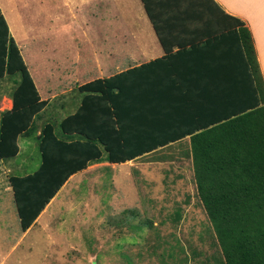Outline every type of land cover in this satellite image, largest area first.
Returning a JSON list of instances; mask_svg holds the SVG:
<instances>
[{"label": "trees", "instance_id": "1", "mask_svg": "<svg viewBox=\"0 0 264 264\" xmlns=\"http://www.w3.org/2000/svg\"><path fill=\"white\" fill-rule=\"evenodd\" d=\"M143 1L166 50L172 52L155 7ZM179 3L172 11L182 22L218 25L216 33H204L207 39L195 38L193 45L216 47L217 38L222 42L227 36L220 35L233 28L238 35V47L229 44L234 56L218 63L211 86L201 87L188 106L176 104L168 110L156 104L149 86L140 85L148 67H177L171 59L175 55H167L80 85L86 93L80 107L61 120L48 113L51 101L41 97L0 6V78L20 74L12 91L13 107L0 111V158L16 157L21 138L35 136L41 151L37 170L9 176L23 231L70 176L89 163L126 162L190 135L197 193L217 235L221 264H264V75L254 39L245 21L226 13L216 0ZM176 57L181 64L184 56Z\"/></svg>", "mask_w": 264, "mask_h": 264}, {"label": "rangeland", "instance_id": "2", "mask_svg": "<svg viewBox=\"0 0 264 264\" xmlns=\"http://www.w3.org/2000/svg\"><path fill=\"white\" fill-rule=\"evenodd\" d=\"M55 1H37L38 6L31 1L33 9L39 7L46 11L43 19L49 28L52 24L53 28L62 24ZM5 2L10 6L12 0ZM88 2L81 4L85 6L84 15L89 12ZM80 3L81 0H74L75 5ZM16 8L23 11L26 7L19 0ZM14 17L16 21L11 25L25 53L26 15L18 12ZM90 20L84 16L77 19V23ZM68 23L76 26L73 20ZM91 23L95 25L89 30L91 36L103 40L101 36L109 35L110 41L119 43L120 49L125 32L118 30L114 35L105 23L96 19ZM76 30L82 35L87 33L88 26L81 31L76 26ZM52 38L46 36L50 47ZM59 42L64 44L61 47L57 44L55 61L65 52V65H70L68 62L76 56L73 41L61 38ZM40 45L37 43L36 48L40 49ZM97 45L106 47L104 42ZM84 48L95 56L96 46L83 43L81 50ZM45 62L49 71L36 75L44 94V86L48 84L46 77L56 66L55 62L47 64L48 58ZM19 79V73L1 78L0 92L12 90ZM29 141L20 156L0 160V264H221L223 256L216 242L217 235L197 193L192 156L175 157L173 148L172 156L168 150H163L158 159L149 155V159L105 165L72 177L44 209L34 228L22 238L21 219L9 174L22 172L19 164H26L28 172H34L39 166V141L35 136Z\"/></svg>", "mask_w": 264, "mask_h": 264}, {"label": "crops", "instance_id": "3", "mask_svg": "<svg viewBox=\"0 0 264 264\" xmlns=\"http://www.w3.org/2000/svg\"><path fill=\"white\" fill-rule=\"evenodd\" d=\"M1 1L4 5L3 6L0 2L2 11L5 17L11 15L10 18L12 23L16 21L13 16L15 14L17 15L18 12H24L26 15V24L24 28L25 33L23 39L26 45L25 53L22 50L20 39L13 31L11 22L8 17L6 19L12 35L15 37L20 46L21 53L34 78L41 97L51 101L47 107V109H50L48 113L57 116L58 120L68 116L70 113H74L80 107L82 98L86 94L79 89L80 85L97 78L110 77L121 71L140 66L143 63H147L151 60L167 55H170V57L175 55L171 59L174 58L173 60L177 63V67H175L176 65H172L171 67H174V70H171V67L169 70L167 65L163 63V65L158 63V65L148 67L149 69H145V80L141 82L140 86L143 88L148 85V91L153 95V101L156 104L162 105V107L168 108V110H173L174 107H176V104H178L177 106L180 104L188 106V101H190L192 97L194 99L197 97L196 92L201 90V87L206 88L213 84V72L217 69L216 66L218 63L226 60L228 55L230 57L234 56V50L229 49V44L233 45V48H235V46L236 48L238 47V35L234 32V28L231 29V32H223L220 35L227 36L225 39H222V42H218L220 37L217 38V41H215L216 47L208 46L206 49H201V45L204 43H195L196 45H193L192 41L195 38L198 39L199 37L201 39L204 33L211 31L216 33L218 25H208L203 23L194 24V22H192L193 19H187L182 22V18H178L177 16L179 13L172 11L173 9L176 10L180 7L179 0L176 2H172L171 0H149L151 8L155 7V14L157 13L156 15H159V20H162L163 30L169 33L170 39H172L170 41V39L167 38L171 47L173 45L172 52L174 53H168L166 50L143 0H89L88 15H84L82 13V9H84L83 7L85 6L81 5L87 0H81L80 5H75L74 0H62V2L56 0L55 3L57 4L55 5V9L58 12L57 15L59 16L62 24L61 26L55 25L56 27L54 26V28L52 27L54 24H52L51 28H49V26L47 27L46 21L43 19V16H45L46 13L44 8L37 7L36 9L38 10L32 8L33 5L31 1L43 2V0H22L24 7H26L23 11L16 8V2L19 0H12V3L10 4L11 7L9 4H6L5 0ZM216 1L223 7L226 13L244 20L246 26L251 30L260 66L264 75V0ZM6 5L7 7H5ZM10 8L14 11L16 10L15 12L17 13L13 14ZM187 15L188 14L185 12L184 18ZM84 16L89 17L91 20L85 21V23H77V19ZM228 18L230 21H234L231 17ZM92 19L105 23V27H110V30L114 35L118 34V30H122L121 33L125 32L123 35V42L120 41L121 51L119 49V43H112L108 37L109 35L104 37L101 36L103 39L101 40L100 38L93 37L89 34V30H92V26H95L91 23ZM70 20L76 22V26L80 29V31L86 30V26H88L87 33L85 31L82 35H79L80 32L76 30L75 24L68 23ZM34 21L35 24L32 25ZM39 23L40 25L36 26V24ZM70 25H74L75 27H71ZM238 27L239 26H237V29H239ZM127 30L138 33L130 34ZM15 31L18 32L16 26ZM76 32L78 33L76 34ZM175 33L180 39L177 38ZM174 34L176 38L173 36ZM46 36L47 38L49 37L50 40L54 36L51 41L53 43L52 47H50L49 42H46ZM61 38H68L73 41L71 43L72 48L75 47L76 56L68 62L71 63L70 65H65V52L60 53L59 59L55 61V49L57 44L60 47L64 44L59 42ZM178 39L184 44L183 47H180L181 44H179ZM202 39L203 40L201 41L204 42L207 37L204 36ZM97 42H104L105 46L109 47V49L106 47L99 48ZM37 43L41 44L40 49L36 48ZM83 43L88 45L93 44V46H96L94 51L95 56L89 54L86 51V48H84V51L81 50ZM49 49H51L50 53L48 52ZM224 49L228 51L224 52ZM181 51L184 52L183 55L179 53ZM177 53L181 57L184 56L182 57L181 64L180 57H176ZM46 58H48L47 64H53L55 62L56 66L51 68L50 74L46 77L48 84L44 86V94L36 75L42 73L44 70H46V72L49 71L46 69ZM140 75L144 77V73L141 72ZM40 79L42 80V78ZM182 79L187 81V84L183 83ZM176 80L181 82L182 86L177 87ZM190 84L194 87V89H190ZM13 89L10 91L6 90V92H0V111L11 109L13 107ZM205 111H207V109H205ZM41 122L43 123V120H41ZM40 131L41 129L38 130L37 133L39 134ZM29 140L30 138L20 139L21 150L16 157L22 154L24 146H29ZM190 145L191 136L187 135L180 140L166 144V146H161L132 160L120 163H129L138 158L149 159L154 155L155 158L158 159L160 151L168 150L170 152L172 148L175 150V157H185L189 154L191 156V151H189L191 147ZM149 155L150 157H148ZM1 159L2 158H0V160ZM114 164L116 163L107 160L91 162L86 168L72 174L67 182L72 177H76L84 171L94 169L98 170L102 167H106L105 165L114 166ZM18 167L20 169L19 171L22 172H11V174L32 173L26 170V164H23V166L19 164ZM11 174H9V176ZM38 219L39 217L28 230L23 231L22 238L28 235L30 229L34 228L33 226L37 224Z\"/></svg>", "mask_w": 264, "mask_h": 264}, {"label": "bare ground", "instance_id": "4", "mask_svg": "<svg viewBox=\"0 0 264 264\" xmlns=\"http://www.w3.org/2000/svg\"><path fill=\"white\" fill-rule=\"evenodd\" d=\"M4 4H5V3H4ZM5 7H7V5H6ZM5 10H6V9H5ZM7 10H8V9H7ZM8 11H9V10H8ZM8 11H7V12H8ZM8 13H10V12H8ZM8 13H7V14H8ZM10 16H11V15H10ZM10 16H9V17H10ZM13 17H14V16H13ZM13 23H14V22H13Z\"/></svg>", "mask_w": 264, "mask_h": 264}]
</instances>
